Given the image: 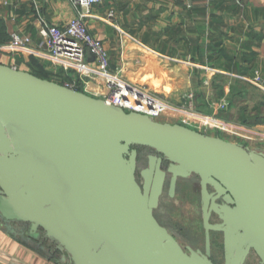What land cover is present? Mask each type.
Here are the masks:
<instances>
[{"label": "water", "instance_id": "obj_1", "mask_svg": "<svg viewBox=\"0 0 264 264\" xmlns=\"http://www.w3.org/2000/svg\"><path fill=\"white\" fill-rule=\"evenodd\" d=\"M133 146L170 161L171 193L178 178L201 179L205 229L224 234L226 264L251 253L264 264V152L0 64L3 219L29 225L32 239L43 231L71 264H213L153 217L166 173L158 167L153 180L152 161L142 188ZM212 211L221 225L209 223Z\"/></svg>", "mask_w": 264, "mask_h": 264}, {"label": "crops", "instance_id": "obj_2", "mask_svg": "<svg viewBox=\"0 0 264 264\" xmlns=\"http://www.w3.org/2000/svg\"><path fill=\"white\" fill-rule=\"evenodd\" d=\"M91 11L85 22L108 49L112 72L176 107L194 94L199 113L239 132L213 135L264 152V0H109ZM76 16L68 0H0V43L17 33L42 52L45 26L64 28ZM33 59L50 81L68 79L38 54L0 53V64L29 73ZM84 91L99 99L107 93L101 81ZM172 117L162 122L184 125V116ZM28 227L0 216V264H71L55 240L31 239Z\"/></svg>", "mask_w": 264, "mask_h": 264}, {"label": "built area", "instance_id": "obj_3", "mask_svg": "<svg viewBox=\"0 0 264 264\" xmlns=\"http://www.w3.org/2000/svg\"><path fill=\"white\" fill-rule=\"evenodd\" d=\"M77 10V16L64 28L48 26L41 31L44 48L37 52L28 36L12 34L8 44H0V53L18 56L32 53L50 59L69 75L76 76L84 85L101 81L107 93L103 98L106 104L122 108L125 112H135L157 121L166 114H179L186 118L182 124L191 129L200 130L203 134L210 132L239 133L236 128L213 117L205 116L197 111L195 96L188 93L184 96L182 106L166 103L161 97L152 95L143 87L125 82L119 72L111 71L110 54L104 42L94 36L85 20L92 17V7L109 0H68ZM113 13H110L112 16ZM91 59L94 63H91ZM14 68V67H13ZM16 69V68H14ZM260 78L255 83L260 85ZM64 86L76 90V80L66 82ZM262 87V86H261ZM85 92V91H84ZM86 93V92H85ZM222 107L226 104L222 103ZM194 123V124H193Z\"/></svg>", "mask_w": 264, "mask_h": 264}, {"label": "flooded vegetation", "instance_id": "obj_4", "mask_svg": "<svg viewBox=\"0 0 264 264\" xmlns=\"http://www.w3.org/2000/svg\"><path fill=\"white\" fill-rule=\"evenodd\" d=\"M196 131H198V130H196ZM198 132H200V131H198ZM213 134H214L213 132H210L208 135H213ZM217 135H213V136H217ZM217 137H220V136L218 135ZM220 138H222V137H220ZM231 143H233V142H231ZM235 144H237V143H235ZM237 145H240V144H237ZM240 146H242V145H240ZM137 147H139V146H137ZM243 147H245V146H243ZM143 148H145V147H143ZM145 149H146V152H148L149 154H148V157L145 158L144 160L139 158L140 151H139L138 148L135 149V146H133L130 149L131 151L132 150H136L137 151V161H136L135 175H136V180H137L138 184L142 188L144 187L145 180L143 178L142 173H143V171H145L146 169H149L151 167L152 161H154L153 164L155 166V173H154V176H153V180L155 179V177L157 175L159 176L158 169H157L158 167H159V170L161 172H165L166 173L165 181H164V185H163V190H162V193H161V195H160V197L158 199V205H157L156 208L153 209V217L156 219L158 224L163 229H165L169 235H171L174 238V240L178 243V245L183 249V251L187 255L190 256L191 255V250H192V251H194L196 253H199V255L201 257H207L213 264H226L224 234L222 232H220V231H214L212 229L209 232H207V230L205 229L201 179L198 176H195V175H193L190 179L178 178L176 186H175V190H174L173 193H171L172 175L168 172L169 166L171 164L170 161H168V159H166L164 156H162L161 154L157 153L153 149H150V148H145ZM147 150H149V151H147ZM256 151H258V150H256ZM152 158H155V159L152 160ZM142 165H144V166L141 167ZM181 182H185L189 186H192V185L195 186L196 185V187L198 188V191L200 193V196H201L202 231H201V234H200L199 230H196L195 234L203 235V237L199 236V235H194L193 237H195V238H192L193 241L197 242V244H198L197 247H195L193 243H190V242H187V241H182L181 239H179L178 235L176 236V233H172V231L170 230V225L164 224L161 221V219L158 217V213H157L158 209L161 206V201H162L164 193H166L167 196L170 199H174L175 196L178 193V190H179ZM208 190H209L210 194L214 193V189L212 187L208 186ZM217 203L220 204V201H218ZM209 223L211 225L215 226V225H221L222 221L219 219V216L214 211H212L211 214H210ZM44 235H46V234L43 231H41V232H39L38 239H34V240H39ZM190 235H192V230H191V234ZM250 255H249V257H250ZM249 257L247 258L245 264H247V261H248Z\"/></svg>", "mask_w": 264, "mask_h": 264}, {"label": "rangeland", "instance_id": "obj_5", "mask_svg": "<svg viewBox=\"0 0 264 264\" xmlns=\"http://www.w3.org/2000/svg\"><path fill=\"white\" fill-rule=\"evenodd\" d=\"M173 115L176 114H167L164 117L159 118L157 121H173ZM137 148L140 151V159L144 160L148 157L149 153L146 152L145 148L135 147V149ZM143 166L144 165L141 167ZM157 213L158 217L164 224L170 225V230L172 233H176V236L178 235L179 239L193 243L195 247L198 246L197 242L192 239L195 238L193 237L194 235L203 237V235H200L202 231L201 196L196 185L189 186L187 183L181 182L178 193L174 199H170L167 194L164 193L161 206ZM191 230L192 235H190ZM196 230H199L200 234H195ZM247 264H260V259L255 253H252Z\"/></svg>", "mask_w": 264, "mask_h": 264}, {"label": "trees", "instance_id": "obj_6", "mask_svg": "<svg viewBox=\"0 0 264 264\" xmlns=\"http://www.w3.org/2000/svg\"><path fill=\"white\" fill-rule=\"evenodd\" d=\"M1 44V43H0ZM33 71H32V74H34L35 76L39 77V78H42V79H46V80H53L51 79L50 75L46 73V71L40 67L37 63V61L35 59H33ZM68 79H62L60 81H56L57 83L61 84V85H64L66 83V81L68 82H72L73 81V78L69 76H67ZM56 80V79H55ZM76 83H77V87H76V90L83 93L84 92V88H83V85L81 82H79L78 80H76Z\"/></svg>", "mask_w": 264, "mask_h": 264}]
</instances>
